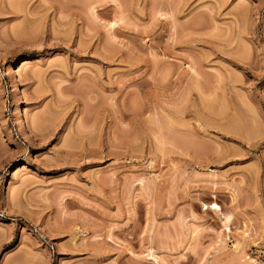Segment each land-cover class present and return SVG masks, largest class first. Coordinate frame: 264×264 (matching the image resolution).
I'll list each match as a JSON object with an SVG mask.
<instances>
[{
	"label": "rangeland",
	"instance_id": "374dc122",
	"mask_svg": "<svg viewBox=\"0 0 264 264\" xmlns=\"http://www.w3.org/2000/svg\"><path fill=\"white\" fill-rule=\"evenodd\" d=\"M254 262L264 0H0V264Z\"/></svg>",
	"mask_w": 264,
	"mask_h": 264
},
{
	"label": "bare ground",
	"instance_id": "6f19581e",
	"mask_svg": "<svg viewBox=\"0 0 264 264\" xmlns=\"http://www.w3.org/2000/svg\"><path fill=\"white\" fill-rule=\"evenodd\" d=\"M2 122H4L5 120L4 119H1ZM237 247V246H236ZM238 248V247H237ZM238 250V249H237ZM252 264V263H251ZM253 264H258L256 262H254Z\"/></svg>",
	"mask_w": 264,
	"mask_h": 264
}]
</instances>
